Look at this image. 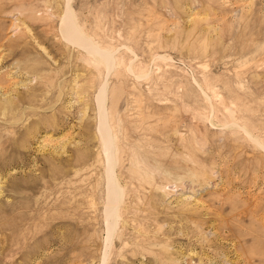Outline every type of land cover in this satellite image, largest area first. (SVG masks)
I'll list each match as a JSON object with an SVG mask.
<instances>
[{
  "label": "rangeland",
  "instance_id": "obj_1",
  "mask_svg": "<svg viewBox=\"0 0 264 264\" xmlns=\"http://www.w3.org/2000/svg\"><path fill=\"white\" fill-rule=\"evenodd\" d=\"M0 264H264V0H0Z\"/></svg>",
  "mask_w": 264,
  "mask_h": 264
},
{
  "label": "bare ground",
  "instance_id": "obj_2",
  "mask_svg": "<svg viewBox=\"0 0 264 264\" xmlns=\"http://www.w3.org/2000/svg\"><path fill=\"white\" fill-rule=\"evenodd\" d=\"M70 18V17H69ZM66 20V18H65ZM69 20V19H68ZM67 21V20H66ZM70 21V20H69ZM68 24V21L66 22ZM66 24V25H67ZM71 25L68 26L69 29H73L71 34L69 35L71 37V39H74L75 41H77V43L79 44V46H85L86 48L90 49V46L86 45V41L83 38H80V35L78 33L77 30H74V22L73 19L70 23ZM64 30V29H63ZM70 30V31H71ZM65 33V31H64ZM81 34V33H80ZM86 39V38H85ZM88 42V41H87ZM89 44V42H88ZM84 47V49H85ZM90 52V51H89ZM94 52V51H93ZM107 60V59H106ZM107 63V62H106ZM100 101H99V121L101 124L100 130H101V135H102V146H103V150L105 151V157H106V162L108 163V167H107V197H108V204L106 206V218H107V232L108 235H111L112 232V222L110 221V219L114 216V209L112 208L113 206V202H116V193L113 191V174L111 172V166L112 164V138L110 135V128L108 127V125H106V114H105V93L101 94L100 96ZM115 193V195H114ZM112 204V205H111ZM114 207V206H113ZM108 248V247H107ZM107 250V249H106Z\"/></svg>",
  "mask_w": 264,
  "mask_h": 264
}]
</instances>
